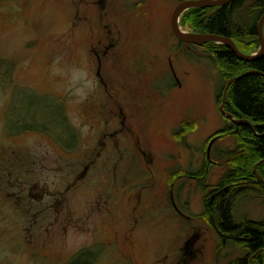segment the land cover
<instances>
[{
    "label": "rangeland",
    "instance_id": "obj_1",
    "mask_svg": "<svg viewBox=\"0 0 264 264\" xmlns=\"http://www.w3.org/2000/svg\"><path fill=\"white\" fill-rule=\"evenodd\" d=\"M179 1L0 0V264L244 255L201 213L235 142L226 82L171 31ZM239 192L232 221L263 220L264 195Z\"/></svg>",
    "mask_w": 264,
    "mask_h": 264
},
{
    "label": "trees",
    "instance_id": "obj_2",
    "mask_svg": "<svg viewBox=\"0 0 264 264\" xmlns=\"http://www.w3.org/2000/svg\"><path fill=\"white\" fill-rule=\"evenodd\" d=\"M263 12L264 0H234L221 6L188 8L181 14L179 23L193 31L228 36L239 50L249 53L259 45L256 25ZM202 47L224 82L244 73L228 84L224 109L234 118L248 120L252 128L227 119L229 123L220 130L233 137L235 146L223 153L226 169L214 190L203 195L201 213L211 223L218 215L220 236L245 249L243 256L233 260L234 264H264V219L243 218L242 222L234 223L230 214L232 198L240 188L247 190L242 197L249 193L264 195V182L256 177L258 172L264 180V55L245 61L223 44L208 41ZM203 169L199 173L203 174ZM213 192L215 197L211 199ZM74 263L72 260L69 264Z\"/></svg>",
    "mask_w": 264,
    "mask_h": 264
},
{
    "label": "water",
    "instance_id": "obj_3",
    "mask_svg": "<svg viewBox=\"0 0 264 264\" xmlns=\"http://www.w3.org/2000/svg\"><path fill=\"white\" fill-rule=\"evenodd\" d=\"M232 1L234 0H180L173 7L171 14H170L169 22H170V28H171L173 35L181 42L191 43L194 45H203L204 43L208 41H212L217 44H223L227 48H229L236 57H238L241 60H245V61H252V60H255L263 56L264 55V38L262 34V26L264 23V12L258 19L257 25H256V33H257L258 40H259V48L253 53H247V54L243 53L241 50L237 48L233 40L228 36L213 34V33H208V32H191V31H185L181 29L179 25V19H180V15L186 9L192 8V7L202 8V7H210V6H221V5L228 4L229 2H232ZM243 74H240L235 77H231L226 81V84L224 86L223 93H222V100H221V103L219 104V110L224 116L229 118L232 122L246 123L248 126L252 128L251 123L248 120L234 118L231 113L225 111L223 108L226 87L231 81L239 78ZM212 141L213 139H211L207 145L206 154H208L209 147ZM256 177L260 181L264 182L263 178L260 175L256 174Z\"/></svg>",
    "mask_w": 264,
    "mask_h": 264
},
{
    "label": "flooded vegetation",
    "instance_id": "obj_4",
    "mask_svg": "<svg viewBox=\"0 0 264 264\" xmlns=\"http://www.w3.org/2000/svg\"><path fill=\"white\" fill-rule=\"evenodd\" d=\"M179 41V40H178ZM179 42H181V41H179ZM182 43H185V42H182ZM185 44H190V45H194V44H191V43H185ZM195 46V45H194ZM111 47H113V43L111 42V41H108L107 43H106V45L104 46V48L105 49H107L108 50V48H111ZM104 49V50H105ZM107 50L106 51H103L102 52V54L104 55L106 52H107ZM96 57H97V61L98 60H100V56L99 55H96ZM231 121V120H230ZM121 122H123L122 120H121ZM211 191V190H210ZM215 197V195H214V192L211 194V199H213ZM222 241H225L223 238H222Z\"/></svg>",
    "mask_w": 264,
    "mask_h": 264
},
{
    "label": "bare ground",
    "instance_id": "obj_5",
    "mask_svg": "<svg viewBox=\"0 0 264 264\" xmlns=\"http://www.w3.org/2000/svg\"><path fill=\"white\" fill-rule=\"evenodd\" d=\"M186 43V42H185ZM195 46H198V47H202V45H195ZM227 118V117H226ZM228 120H230L229 118H227ZM229 122V121H228ZM231 122V121H230Z\"/></svg>",
    "mask_w": 264,
    "mask_h": 264
}]
</instances>
